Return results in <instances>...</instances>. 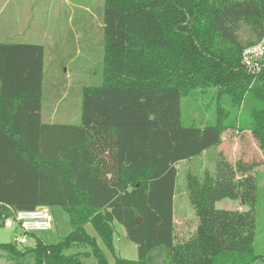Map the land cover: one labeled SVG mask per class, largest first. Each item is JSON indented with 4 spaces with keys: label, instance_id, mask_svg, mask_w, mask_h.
<instances>
[{
    "label": "trees",
    "instance_id": "trees-1",
    "mask_svg": "<svg viewBox=\"0 0 264 264\" xmlns=\"http://www.w3.org/2000/svg\"><path fill=\"white\" fill-rule=\"evenodd\" d=\"M98 19L102 79L81 89L74 124L42 120L51 92L44 47L0 43V227L10 220L21 235L17 212L58 207L71 229L55 244L35 234L25 245L0 243L1 256L108 264L90 225L114 264L263 262L256 194L244 210L213 209L208 231L181 254L173 218L178 163L215 149L225 130L253 133L264 151V67L249 73L241 62L244 48L264 40V0H103ZM81 30L91 51V22ZM196 92L215 110L200 127L185 126L181 103ZM197 210L202 218L205 207ZM113 223L137 245V260L114 256Z\"/></svg>",
    "mask_w": 264,
    "mask_h": 264
},
{
    "label": "rangeland",
    "instance_id": "rangeland-1",
    "mask_svg": "<svg viewBox=\"0 0 264 264\" xmlns=\"http://www.w3.org/2000/svg\"><path fill=\"white\" fill-rule=\"evenodd\" d=\"M9 1L0 9V26L7 17L11 19L12 12L17 13L21 25L12 21L15 25L13 29L21 31V34L18 33L23 36H20V41L26 42L28 32L22 25L26 27L29 18L34 20L29 30H35L33 35L40 34L32 42L42 44L45 49L44 84L51 92L44 96V115L51 113L56 121L66 120L69 124L79 122L81 89L83 86L99 85L102 79L103 50L98 46L100 37L97 36L103 0ZM87 21L91 22V51L83 44L86 38L81 34V28ZM239 35L243 41L250 37L249 30L244 27ZM214 110V100L199 92L184 97L181 103L183 124L200 127L210 121ZM176 170L173 222L178 253L181 254L185 250L184 244L192 243L199 232L208 231L213 209L244 210L248 207V198L256 194L255 245L256 252L264 255V151L253 133L222 131L220 144L215 149L178 163ZM198 205L205 207L202 218L198 214ZM51 213V230L35 234L46 244L57 243L71 230L68 215L62 209L53 207ZM112 227L114 256L137 260V245L127 238L122 226L113 223ZM85 230L96 238L107 263L114 264L113 255L103 246L92 227L86 225ZM16 235L13 223L0 227V243H10ZM28 245H33V242L29 241ZM0 264H10L1 253Z\"/></svg>",
    "mask_w": 264,
    "mask_h": 264
},
{
    "label": "built area",
    "instance_id": "built-area-1",
    "mask_svg": "<svg viewBox=\"0 0 264 264\" xmlns=\"http://www.w3.org/2000/svg\"><path fill=\"white\" fill-rule=\"evenodd\" d=\"M243 67L249 73H257L264 67V40L259 44L248 46L243 49L241 54ZM14 222L22 231L21 235L14 237L17 245L27 243V234L44 233L51 230L53 216L48 208L40 207L31 211H20L14 215ZM12 222H6L10 226Z\"/></svg>",
    "mask_w": 264,
    "mask_h": 264
},
{
    "label": "crops",
    "instance_id": "crops-1",
    "mask_svg": "<svg viewBox=\"0 0 264 264\" xmlns=\"http://www.w3.org/2000/svg\"><path fill=\"white\" fill-rule=\"evenodd\" d=\"M8 3H10L9 0H0V9H2L3 7H5L6 5H8ZM16 12H17V8H16ZM13 16H10L11 19L9 17L6 18L5 21L1 22V26H0V43H4V42H9V43H31L34 44V42H32L33 39H36L39 37V34H35L33 35L32 33L35 31L34 29L29 30V25H34V20L30 21V18L27 19V22L25 25H27L26 27H24L22 25V28H27V37L26 42H21L20 41V36L22 35H18V33L21 34V31L19 32V30L17 31L15 28V25H12V21H14L17 25H21V21L19 19V15L17 13H13ZM23 37V36H22ZM36 44V43H35ZM38 45H42V44H38ZM43 46V45H42ZM44 47V46H43ZM43 122L46 124H68L66 123V120H61V121H56V117L53 114H48V115H44L43 112Z\"/></svg>",
    "mask_w": 264,
    "mask_h": 264
},
{
    "label": "water",
    "instance_id": "water-1",
    "mask_svg": "<svg viewBox=\"0 0 264 264\" xmlns=\"http://www.w3.org/2000/svg\"><path fill=\"white\" fill-rule=\"evenodd\" d=\"M139 223H140V221L138 220V221H137V224L139 225Z\"/></svg>",
    "mask_w": 264,
    "mask_h": 264
}]
</instances>
